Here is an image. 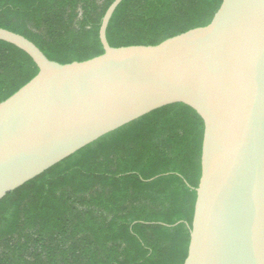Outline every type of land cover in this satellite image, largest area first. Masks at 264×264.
<instances>
[{"label":"water","instance_id":"obj_1","mask_svg":"<svg viewBox=\"0 0 264 264\" xmlns=\"http://www.w3.org/2000/svg\"><path fill=\"white\" fill-rule=\"evenodd\" d=\"M81 62L47 59L0 103V200L103 136L183 104L203 122L200 178L183 264H264V0H222L210 23L155 46L110 47Z\"/></svg>","mask_w":264,"mask_h":264},{"label":"trees","instance_id":"obj_2","mask_svg":"<svg viewBox=\"0 0 264 264\" xmlns=\"http://www.w3.org/2000/svg\"><path fill=\"white\" fill-rule=\"evenodd\" d=\"M114 0H0V28L60 64L104 53ZM222 0H123L110 47L155 46L210 23ZM38 68L0 41V103ZM203 122L172 104L111 132L0 200V264H183L200 178Z\"/></svg>","mask_w":264,"mask_h":264}]
</instances>
